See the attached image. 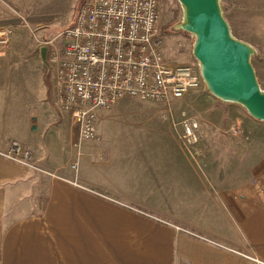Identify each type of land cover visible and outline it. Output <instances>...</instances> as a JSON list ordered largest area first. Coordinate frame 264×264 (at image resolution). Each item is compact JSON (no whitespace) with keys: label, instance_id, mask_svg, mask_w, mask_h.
Masks as SVG:
<instances>
[{"label":"crops","instance_id":"crops-1","mask_svg":"<svg viewBox=\"0 0 264 264\" xmlns=\"http://www.w3.org/2000/svg\"><path fill=\"white\" fill-rule=\"evenodd\" d=\"M24 5L0 0V24L38 17ZM14 65L0 57V152L28 146L39 169L0 154V264H264V122L190 91L172 112L203 119L196 164L162 104L123 97L78 142L66 112L31 117Z\"/></svg>","mask_w":264,"mask_h":264},{"label":"built area","instance_id":"built-area-1","mask_svg":"<svg viewBox=\"0 0 264 264\" xmlns=\"http://www.w3.org/2000/svg\"><path fill=\"white\" fill-rule=\"evenodd\" d=\"M162 2L83 0L72 22L57 33L63 45L48 54L54 103L69 114L78 142L97 139L98 111L120 98L162 104V115L169 120L184 152L197 164L204 154L198 121L185 111L176 119L172 104L190 91L204 90L203 82L196 63L166 59L159 30ZM11 33V27L0 26V57L7 52ZM229 132L236 134L238 129L233 125ZM0 154L39 169L31 149L16 141ZM71 167L75 169L76 162ZM248 258L260 262L257 257Z\"/></svg>","mask_w":264,"mask_h":264},{"label":"rangeland","instance_id":"rangeland-1","mask_svg":"<svg viewBox=\"0 0 264 264\" xmlns=\"http://www.w3.org/2000/svg\"><path fill=\"white\" fill-rule=\"evenodd\" d=\"M11 1L17 2V0ZM24 1L25 5L22 11L24 13L29 11L38 17L30 18L23 15L19 18L15 16L16 11H13L14 19H11V22L0 24V26H9L12 29L7 52L12 51L13 53L15 64L13 73L21 74L27 78L24 83L25 87L21 89L22 99L33 118L35 115L40 114L42 110L50 107L52 114H54V111L58 113L55 109L57 106L53 101V71L51 66L47 70L40 61L38 47L41 45L48 46V60L49 51L63 45L64 40L56 37L57 33L72 22L83 0ZM222 4L224 15L231 26L233 34L243 40H254V44L261 49L262 53V50L264 51V25H261L260 22L264 19V8H255L252 0H222ZM11 6L13 9L17 7L14 3ZM178 19L179 6L177 1L163 0L159 22L160 34L165 42L163 53L166 59L171 61L179 63L191 61L189 63H195L191 53L193 37L182 31L173 32L171 30V26ZM177 43H181V45ZM261 53L260 58L252 59V63L258 82L261 88L264 89V53H262L263 55ZM49 65H51L50 62ZM26 91L28 95L25 94ZM23 100L21 101L22 106ZM178 104L177 102L176 105ZM191 116L195 117L192 114ZM109 120L117 122L116 117ZM62 121H69L71 124L70 117L66 113ZM198 122L202 123L203 119H198ZM58 126L61 127L60 124Z\"/></svg>","mask_w":264,"mask_h":264},{"label":"water","instance_id":"water-1","mask_svg":"<svg viewBox=\"0 0 264 264\" xmlns=\"http://www.w3.org/2000/svg\"><path fill=\"white\" fill-rule=\"evenodd\" d=\"M179 19L171 26L193 37L191 53L198 67L204 91L242 108L253 119L264 122V89L253 58L259 50L236 37L224 15L222 0H176ZM39 58L48 70L47 45L38 47Z\"/></svg>","mask_w":264,"mask_h":264}]
</instances>
